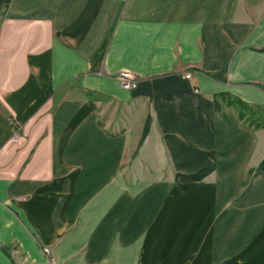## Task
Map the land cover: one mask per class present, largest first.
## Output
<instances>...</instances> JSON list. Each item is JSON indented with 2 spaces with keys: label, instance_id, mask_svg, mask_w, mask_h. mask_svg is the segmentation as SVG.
Returning a JSON list of instances; mask_svg holds the SVG:
<instances>
[{
  "label": "crops",
  "instance_id": "crops-1",
  "mask_svg": "<svg viewBox=\"0 0 264 264\" xmlns=\"http://www.w3.org/2000/svg\"><path fill=\"white\" fill-rule=\"evenodd\" d=\"M263 162L264 0H0V264H264Z\"/></svg>",
  "mask_w": 264,
  "mask_h": 264
},
{
  "label": "rangeland",
  "instance_id": "rangeland-1",
  "mask_svg": "<svg viewBox=\"0 0 264 264\" xmlns=\"http://www.w3.org/2000/svg\"><path fill=\"white\" fill-rule=\"evenodd\" d=\"M157 145L158 140L154 138L138 141L137 154L133 157L126 156V182H159L167 178L169 172L161 169L163 156ZM133 160H136L135 164Z\"/></svg>",
  "mask_w": 264,
  "mask_h": 264
},
{
  "label": "built area",
  "instance_id": "built-area-1",
  "mask_svg": "<svg viewBox=\"0 0 264 264\" xmlns=\"http://www.w3.org/2000/svg\"><path fill=\"white\" fill-rule=\"evenodd\" d=\"M190 74H186V78H190ZM121 86L123 89L125 90H131L134 89L136 87V80L133 77L130 76H121L118 78ZM13 140H15V137L13 138ZM46 254H49V250L46 249Z\"/></svg>",
  "mask_w": 264,
  "mask_h": 264
},
{
  "label": "trees",
  "instance_id": "trees-1",
  "mask_svg": "<svg viewBox=\"0 0 264 264\" xmlns=\"http://www.w3.org/2000/svg\"><path fill=\"white\" fill-rule=\"evenodd\" d=\"M12 126L15 128V126H14V122H12ZM261 167H262V168L264 167V162H263V164L261 165Z\"/></svg>",
  "mask_w": 264,
  "mask_h": 264
}]
</instances>
